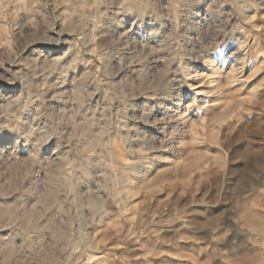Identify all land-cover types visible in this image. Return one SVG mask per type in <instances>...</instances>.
Segmentation results:
<instances>
[{"label": "clouds", "instance_id": "9594fccd", "mask_svg": "<svg viewBox=\"0 0 264 264\" xmlns=\"http://www.w3.org/2000/svg\"><path fill=\"white\" fill-rule=\"evenodd\" d=\"M182 240L264 264V0H0V264Z\"/></svg>", "mask_w": 264, "mask_h": 264}, {"label": "rangeland", "instance_id": "374dc122", "mask_svg": "<svg viewBox=\"0 0 264 264\" xmlns=\"http://www.w3.org/2000/svg\"><path fill=\"white\" fill-rule=\"evenodd\" d=\"M257 80L259 77L256 78ZM255 80L252 81V84H255ZM163 171V169L161 170ZM152 189L147 190L145 193L138 194L137 200L138 203L134 205V210L139 209L141 205H143L148 197L152 196ZM119 225H113L114 229H117ZM191 246V240H182L180 241V245L178 249L168 257L171 264H188V261L183 258V255L186 254Z\"/></svg>", "mask_w": 264, "mask_h": 264}]
</instances>
